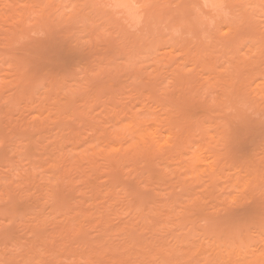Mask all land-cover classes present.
<instances>
[{
    "label": "rangeland",
    "instance_id": "obj_1",
    "mask_svg": "<svg viewBox=\"0 0 264 264\" xmlns=\"http://www.w3.org/2000/svg\"><path fill=\"white\" fill-rule=\"evenodd\" d=\"M262 246L264 0H0V264Z\"/></svg>",
    "mask_w": 264,
    "mask_h": 264
},
{
    "label": "bare ground",
    "instance_id": "obj_2",
    "mask_svg": "<svg viewBox=\"0 0 264 264\" xmlns=\"http://www.w3.org/2000/svg\"><path fill=\"white\" fill-rule=\"evenodd\" d=\"M119 1H120V0H119ZM112 2H113V1H112ZM119 5H120V4H119ZM121 6H122V5H121ZM131 13H132V12H131ZM134 111H135V110H134ZM129 112H130V111H129ZM129 112H128V113H129ZM120 116H122V115H120ZM131 116H133V117H132V119H131L130 121H133L134 123H138V124H140L139 122H142L141 119H139V118H138V119L134 118V115H131ZM129 117H130V116H129ZM122 122H124V120H123ZM122 125H124V123H123ZM125 125H127V124H125ZM125 125H124V126H125ZM124 126H121V124H120V128H121L122 130L120 131V129L118 128L119 131L117 130V132H119V133H121V132H122V133L125 132V131H126V127H124ZM122 127H123V128H122ZM124 128H125V129H124ZM123 130H125V131H123ZM143 130H145V129H143ZM126 132H128V131H126ZM126 132H125L123 135H125ZM128 133H129V132H128ZM132 134L134 135V132L131 133V135H132ZM135 134H136V133H135ZM123 135H122V136H123ZM127 135H128V134H126V138H127ZM131 135H130V136H131ZM136 135H137V134H136ZM117 136H121V134H120V135H117ZM113 137H114V136H113ZM115 137H116V136H115ZM123 137H124V136H123ZM134 137H135V136H134ZM144 137H145V136H144ZM145 138H146V137H145ZM146 139H147V138H146ZM146 139H145V140H146ZM89 143H90V141H89ZM92 143H93V142H92ZM84 144H85V142H84ZM87 145H88V144H87ZM83 146H84V145H83ZM90 146H91V145H90ZM86 147H87V146H86ZM78 148H79V147H78ZM80 148H81V147H80ZM80 148H79V149H80ZM66 149H67V148H66ZM76 149H77V148H76ZM79 149H78V151H79ZM95 150H96V149H95ZM64 151H65V149H64ZM78 151H77V152H78ZM85 151H86V150H85ZM81 152L84 153L83 150H82ZM93 152H94V150H93ZM64 153H66V152H64ZM69 153H70V152H69ZM79 153H80V152H79ZM83 155H85V154H83ZM85 157H87V156H85ZM64 161H65V160H64ZM60 162H61V161H60ZM71 163H73V162L71 161ZM80 221H81V220H80ZM66 225H67V224H66ZM76 226H77V225H76ZM79 226H80V225H79ZM79 226H78V227H79ZM110 226H111V225H110ZM115 226H116V225H114V227H113V225H112L113 228H115ZM70 227H71V226H70ZM82 227H83V225H82ZM66 228H67V227H66ZM66 228H65V229H66ZM68 228H69V227H68ZM109 228H111V227H109ZM109 228H108L107 230H109ZM70 229H71V228H70ZM70 229H69V231H70ZM76 229H77V228H76ZM78 230H79V229H78ZM78 230H77V231H78ZM110 230H112V229H110ZM69 231H68V232H69ZM71 232H72V230H71ZM71 232H70V233H71ZM73 233H74V232H73ZM76 233H78V232H76ZM132 235H133V234H132ZM129 236H130V235H129ZM236 236H237V235H236ZM236 236H235V238H236ZM130 237H131V236H130ZM219 237H220V236H219ZM238 237H239V236H238ZM218 239H219V238H218ZM201 240H202V239H201ZM232 240H233V238H232ZM203 241H204V240H203ZM220 241H221V239H220ZM235 241H236V240H235ZM262 242H263V241H261V243H262ZM145 243H146V242H145ZM152 243H153V242H152ZM200 243H201V242H200ZM101 244H102V243H101ZM158 244H159V243H158ZM162 244H163V243H161V245H162ZM211 244H212V243H211ZM229 244H230V243H229ZM252 244H253V243H252ZM89 245H90V244H89ZM239 245H241V241H240V244H239ZM253 245H254V244H253ZM260 245H261V244H260ZM145 246H146V245H145ZM155 246H157V245L155 244ZM158 246H159V245H158ZM226 246H227V245H226ZM232 246H233V245H232ZM248 246H249V245H248ZM255 246H256V245H255ZM88 247H89V246H88ZM120 247H121V246H120ZM146 247L148 248V246H146ZM151 247H152V246H151ZM153 247H154V246H153ZM161 247H162V246H161ZM201 247H202V246H200V248H201ZM207 247H208V246H207ZM230 247H231V246H230ZM233 247H234V246H233ZM235 247H236V246H235ZM240 247H241V246H240ZM242 247H243V249H242ZM242 247H241V250H242V252H243V250H245L243 244H242ZM246 247H247V246H246ZM246 247H245V248H246ZM250 247H251V246H250ZM263 247H264V246H262L260 249H263ZM91 248H92V247H91ZM139 248H140V247H139ZM164 248H165V247H164ZM164 248H163V249H164ZM187 248H190V247H187ZM204 248H205V247H204ZM236 248H237V247H236ZM254 248H256V247H254ZM97 249L100 251L99 248H97ZM101 249H102V248H101ZM122 249H123V248H122ZM154 249H156V248H153V251H154ZM163 249H162V250H163ZM169 249H171V248H168V249H166V250L170 252ZM222 249H223V248H222ZM247 249H248V247H247ZM123 250H124V249H123ZM139 250H140V249H139ZM141 250H142V247H141ZM143 250H144V246H143ZM151 250H152V249H151ZM159 250H160V249H158V251H159ZM181 250H182V249H181ZM191 250H192V249H191ZM195 250H196V249H195ZM198 250H199V249H198ZM233 250H234V248L232 249V251H233ZM237 250H238V249H237ZM241 250L239 249L238 253H237V251L235 250L237 254L234 253V251H233V253L236 254V255H238V257H239L240 259H242V257H244L245 255H248L247 253H244V254H243L244 256L242 255V257H240V254H241L240 251H241ZM248 250H249V249H248ZM255 250H257V249H255ZM99 251H96V252H95V250H94V251H92V252L97 253V252H99ZM149 251H150V250H149ZM156 251H157V249H156ZM163 251H164V250H163ZM172 251H173V250H172ZM172 251H171V253H172ZM175 251H178V249H176ZM226 251H229V249L227 250V248H226L225 252H226ZM230 251H231V250H230ZM232 251H231V252H232ZM245 251H246V250H245ZM245 251H244V252H245ZM258 251H259V250H258ZM262 251H264V249H263ZM35 252H36V251H35ZM69 252H70V250H69ZM72 252H73V251H72ZM83 252H84V251H83ZM85 252H86V251H85ZM103 252H104V250H103ZM114 252H115V251H114ZM124 252H125V250H124ZM141 252H142V251H140V253H141ZM150 252H151V251H150ZM217 252H218V251H217ZM246 252H247V251H246ZM250 252L253 253L252 248H251V251H250ZM58 253H59V252H58ZM67 253H68V251H67ZM67 253H66V254H67ZM74 253H75V252H74ZM76 253H77V252H76ZM81 253H82V252H81ZM116 253H117V252H116ZM127 253H129V252H127ZM131 253H132V252H131ZM143 253H144V251L142 252V254H143ZM160 253H161V252H160ZM171 253H169V254H171ZM181 253H183V251H182ZM219 253H220V251H219ZM219 253H218L217 255H219ZM227 253H228V252H227ZM229 253H230V252H229ZM233 253H232V254H233ZM248 253H249V252H248ZM252 253H251V255H252ZM260 253H263V252L260 251ZM35 254H37V253H35ZM89 254H91V253H89ZM102 254H103V253H102ZM112 254L114 255V253H112ZM123 254L125 255V253H123ZM123 254H122V255H123ZM177 254H178V253H177ZM188 254H190V253H188ZM191 254H192V253H191ZM200 254H201V253H200ZM253 254H254V253H253ZM256 254H257V253H256ZM38 255H39L38 257H40V258H38L36 255H35L36 257H34V258H38V259H40V260L42 261L41 257H42L43 255L40 256V253H39ZM83 255H84V254H83ZM87 255H88V252H87ZM87 255H86V256H87ZM113 255H112V257H113ZM131 255L133 256L134 254L132 253ZM135 255H136V254H135ZM135 255H134V256H135ZM163 255H165V252L163 253ZM167 255H168V253H167ZM167 255H166V257H167ZM173 255H174V254H173ZM183 255H184V254H183ZM209 255H210V254H209ZM221 255H222V254H221ZM223 255H225V254H223ZM227 255H228V254H227ZM230 255H231V253H230ZM86 256H85V257H86ZM89 256H90V255H89ZM91 256H92V255H91ZM99 256H101V255L98 254L97 257H99ZM104 256H105V255H104ZM115 256H116V255H114V257H115ZM132 256L129 255V257H132ZM142 256H144V255H142ZM168 256H170V255H168ZM171 256H172V254H171ZM171 256H170V257H171ZM190 256H191V255H190ZM192 256H193V255H192ZM211 256H212V255H211ZM219 256H220V255H219ZM248 256H249V255H248ZM254 256H255L254 259H256V256H257L258 261H257V260H256V261H257L258 263H259V261H260V259L258 258L259 256H261L260 258H261V259L263 260V262H264V258H263L264 255L262 256V254H261V255H260V254H259V255H258V254L255 255V254H254ZM31 257L33 258L32 255H31ZM73 257H74V256H73ZM83 257H84V256H83ZM93 257H94V256H93ZM110 257H111V256H110ZM112 257H111V258H112ZM124 257H125V256H124ZM124 257H122L121 260H124V259H123ZM126 257H127V256H126ZM154 257H155V256H154ZM172 257H173V259H174V256H172ZM175 257H176V256H175ZM197 257H198V256H197ZM199 257H200V256H199ZM206 257H207V256H206ZM206 257H205V258H206ZM225 257L227 258V256H225ZM228 257H229V256H228ZM235 257H236V256H235ZM238 257H237V258H238ZM245 257H246V256H245ZM249 257H250V256H249ZM42 258H43V257H42ZM116 258H117V257H116ZM118 258H119V256H118ZM142 258H144V257H142ZM164 258H165V257H164ZM195 258H196V257H195ZM222 258H223V257H222ZM229 258H230V261L233 262L234 264L237 263V261H236V263H235V259H232V260H231V258H234V257H229ZM90 259H92V258L90 257ZM132 259L134 260L135 258L132 257ZM145 259H146V257H145ZM148 259H149V258H148ZM182 259H183V258H182ZM207 259H208V258H207ZM251 259H252V258H251ZM254 259H253V260H254ZM113 260H114V258H113ZM125 260L127 261V258H126ZM142 260H144V259H142ZM165 260H166V259H165ZM176 260H177V259H176ZM178 260H179V259H178ZM225 260H226V259H225ZM244 260H246V259H242V261H244ZM92 261H93V260H92ZM108 261H109V260H108ZM135 261H136V260H135ZM135 261H134V262H135ZM194 261H196V260H194ZM221 261H222V260H221ZM221 261H220V262H221ZM228 261H229V260H228ZM228 261H227V262H228ZM230 261H229V262H230ZM242 261H241V262H242ZM39 262H40V261H39ZM84 262H85V261H84ZM88 262H89V261H88ZM110 262H111V260H110ZM121 262H122V261H121ZM127 262H130V261H127ZM132 262H133V261H132ZM146 262H147V261H146ZM146 262H145L144 264H146ZM205 262H206V261H205ZM207 262H210V261H207ZM245 262H246V261H244V263H245ZM89 263H90V262H89ZM94 263L96 264L97 262H94ZM94 263H93V264H94ZM124 263H125V261H124ZM154 263H155V262H154ZM168 263H169V264H172V263H170V261H169ZM190 263H191V262H189L188 264H190ZM196 263H197V261H196ZM196 263H195V264H196ZM233 263H232V264H233ZM246 263H248V262H246ZM85 264H86V262H85ZM118 264H120V263H118ZM126 264H127V263H126ZM141 264H142V263H141ZM165 264H166V263H165ZM211 264H212V263H211ZM221 264H222V263H221ZM250 264H251V261H250ZM253 264H257V263H255V262L253 261Z\"/></svg>",
    "mask_w": 264,
    "mask_h": 264
}]
</instances>
